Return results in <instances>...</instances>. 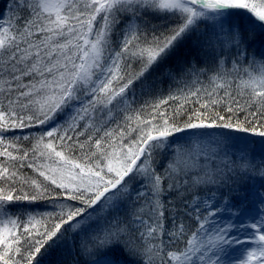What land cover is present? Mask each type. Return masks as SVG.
<instances>
[{"label": "snow or ice", "instance_id": "6c2138e0", "mask_svg": "<svg viewBox=\"0 0 264 264\" xmlns=\"http://www.w3.org/2000/svg\"><path fill=\"white\" fill-rule=\"evenodd\" d=\"M257 33L264 0H0V264H264Z\"/></svg>", "mask_w": 264, "mask_h": 264}, {"label": "trees", "instance_id": "16d2710c", "mask_svg": "<svg viewBox=\"0 0 264 264\" xmlns=\"http://www.w3.org/2000/svg\"><path fill=\"white\" fill-rule=\"evenodd\" d=\"M155 22V21H154ZM264 48V35L257 33L255 39L251 42L250 51H255L259 53V51ZM190 54V55H189ZM181 56H189V58L195 56V52L192 50L191 45L181 49L180 51ZM174 63V61H173ZM155 79V77H153ZM163 87H167V85H162ZM250 143L248 145L249 150L252 151L256 155H264V143L260 141L258 137H250ZM65 258L69 262V264H75L76 257L72 256L71 254H64ZM61 258L60 252H53L50 257L47 258L46 264H56V261Z\"/></svg>", "mask_w": 264, "mask_h": 264}]
</instances>
